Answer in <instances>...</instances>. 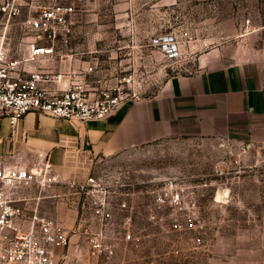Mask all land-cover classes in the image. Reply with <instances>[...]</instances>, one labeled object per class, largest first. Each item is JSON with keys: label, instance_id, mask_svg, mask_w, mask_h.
I'll return each instance as SVG.
<instances>
[{"label": "rangeland", "instance_id": "rangeland-1", "mask_svg": "<svg viewBox=\"0 0 264 264\" xmlns=\"http://www.w3.org/2000/svg\"><path fill=\"white\" fill-rule=\"evenodd\" d=\"M53 4L73 11L70 41L57 46L50 71L65 72L92 96L149 97L208 56H264V0H0V50L23 57L35 36L29 19ZM168 32L181 43L173 59L153 43ZM91 175L110 189L106 242L119 264H264V148L175 135L62 178L41 204L71 237L70 257L59 264H90L88 239L76 226L80 217L89 225L94 209L76 190ZM167 189H183L181 201H163Z\"/></svg>", "mask_w": 264, "mask_h": 264}, {"label": "crops", "instance_id": "crops-1", "mask_svg": "<svg viewBox=\"0 0 264 264\" xmlns=\"http://www.w3.org/2000/svg\"><path fill=\"white\" fill-rule=\"evenodd\" d=\"M51 59L27 62V69L49 71ZM175 135L232 137L264 148V56L232 62L208 56L198 68L171 76L153 96L123 99L104 118L31 109L13 128L1 115L0 159L26 165L48 160L68 178L98 160Z\"/></svg>", "mask_w": 264, "mask_h": 264}, {"label": "built area", "instance_id": "built-area-1", "mask_svg": "<svg viewBox=\"0 0 264 264\" xmlns=\"http://www.w3.org/2000/svg\"><path fill=\"white\" fill-rule=\"evenodd\" d=\"M72 11L71 5H42L38 14L29 19L35 36L28 43L26 54L13 59L7 51L0 50V116H8L13 128L31 109L55 117L86 120L106 117L124 99L109 91L92 96L82 83L70 80L60 70L27 69V62L54 57L60 52L58 45L68 44ZM153 43L169 59L181 54V43L172 32L156 35ZM61 180L48 160L26 165L0 159V264H59L62 258L67 261L70 257V235L57 217L41 208L42 197L47 196L45 191ZM33 188L38 189L37 194H30ZM108 188L100 177L91 175L76 190L91 197L94 209L89 225L85 217H80L76 226L88 239L90 264H119L114 245L106 242L107 224L112 216ZM183 189L175 194L167 189L168 197L161 199L181 201ZM129 221L127 217L125 222ZM131 237L128 230L125 238Z\"/></svg>", "mask_w": 264, "mask_h": 264}]
</instances>
